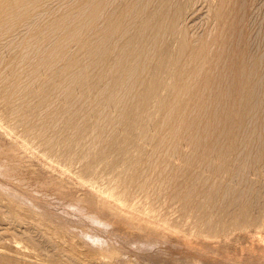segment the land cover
Listing matches in <instances>:
<instances>
[{"label":"rangeland","instance_id":"1","mask_svg":"<svg viewBox=\"0 0 264 264\" xmlns=\"http://www.w3.org/2000/svg\"><path fill=\"white\" fill-rule=\"evenodd\" d=\"M79 1L81 0H40L36 6H30V11L27 12L29 14L32 11L29 14L32 15L31 19L40 21L35 23L37 26H34V31L33 23L23 22L20 27L17 26L3 36L4 39L0 38V90L6 91L0 102V207L6 212L16 207V213L24 223L21 224V229L33 228V234L35 232V236H39L41 241L50 240L57 257L65 260L62 264L68 258L72 264H264V222L234 229L229 227L226 231L216 228V232L210 233L205 223L199 221L193 213L182 211L179 200L171 194L173 187L169 189L159 186V173L162 170L170 171L174 176L182 166L177 159L170 160L168 155L163 157L166 144L172 143L177 148V143L183 149H189V142L180 141L183 137L173 134L165 122L166 118H163L169 107H160L157 99L167 96L165 89L158 90L156 97L147 105L135 106L136 102L122 101L119 107L123 103H131L130 115L122 124L110 129L109 121H115L119 111L115 104L107 102L112 82H99L100 66L96 63L98 65L93 66L94 69L88 68L86 64L91 58L85 51L102 42L103 37L100 35L106 26L107 16L115 12L119 15L124 10L122 4L128 0H106V12L100 15H93L86 9L83 19L79 20L83 22L79 24L77 40L73 36L77 29L74 27L75 22L68 28L65 27L66 30L63 28V32H50L44 28L53 18L77 8ZM138 1L142 2H139L141 6L139 4L137 13L145 9L142 14H146L139 15L138 20L149 16V12L156 13V10L162 14L166 10L163 9L166 4L167 8L174 4L180 6L175 8L181 9L180 19L175 25L177 29L171 28V33H174L170 35L171 38L169 34H166L167 38L162 37V43L166 44L179 37L170 46L173 47V51L170 49L171 58H175L182 38L191 48L204 44V52L207 53L210 42L220 32L216 8L217 11L222 8L228 11L233 0ZM250 1L253 5L250 12L254 11L251 13L252 18L255 17L261 23V20L264 21V0ZM37 6L39 7L36 8ZM170 7L169 10L172 11L173 7ZM23 10L24 8L22 12ZM138 22L140 21L131 20L128 24L137 25ZM135 24L129 28L131 31L128 35L131 36L134 32L132 28ZM29 28L34 33H30ZM106 28L107 26L104 30ZM150 30L139 41L141 46L138 44L137 53L138 49L147 45L152 35L155 36L153 29ZM115 32L120 34L118 29ZM66 36L74 37L75 40H69ZM48 37L53 38L48 40ZM126 39L127 37L120 38L117 45L121 47ZM89 42L91 43L88 44ZM48 50L58 52L50 60L53 61L50 62L51 65H44L40 58L50 55ZM151 52L146 53L147 56L142 54L145 58H150V64L153 63ZM137 53H134L133 56H136L133 59L140 64L141 52ZM171 58L168 72L179 66V60ZM71 59H75L77 64L69 66L72 69L69 68L68 71L66 67L72 63L69 62ZM112 61L113 58L109 62ZM86 66L87 83L79 86L72 83L73 76H77V72ZM153 71L151 69L150 72L153 74ZM148 78L149 75L134 74L133 78L126 81L132 80L130 84L134 87L133 91L138 93L141 90L140 81ZM161 79L166 80L167 75L161 76ZM90 83L93 87L89 89ZM192 91H189V96ZM8 104L10 105L7 107ZM6 108H13L12 113H3ZM24 108L34 111L33 115L27 113L22 116ZM67 120H72L70 124L73 128L87 123V131L78 139H73V131L66 129ZM43 128H47L46 133ZM92 129H99L102 135L97 138L94 132L91 133ZM49 140L52 145L46 144ZM68 143L69 148H66L64 144ZM173 150V154L169 153L172 156L176 155L175 149ZM155 159V162L160 161L159 166L154 164ZM142 173L153 174L150 181L146 182L148 198L137 194L132 184L135 177ZM4 174L8 176H3ZM262 185L264 187V178ZM159 189L161 193H158ZM262 202L264 203V197ZM86 215L95 217L103 225L92 223ZM209 215L207 220L214 222L213 210ZM0 223L4 224L0 225V230L7 227L6 221ZM37 223H42L43 228L39 226L37 229ZM7 248H0V264L40 262V258L32 259L22 250ZM71 262L67 261L66 264Z\"/></svg>","mask_w":264,"mask_h":264},{"label":"bare ground","instance_id":"2","mask_svg":"<svg viewBox=\"0 0 264 264\" xmlns=\"http://www.w3.org/2000/svg\"><path fill=\"white\" fill-rule=\"evenodd\" d=\"M39 1L40 0H0V38L2 39L10 30L12 32V29H16L17 26L20 27V23L23 22H25L24 24H27L26 22L29 24L33 23V30L34 26H37L35 23H39L40 21L31 19L32 15L30 16L29 14L32 11L29 14L27 12L30 11V6H36ZM139 2L138 0H128L122 4L124 10L121 8L123 11H120L119 15L115 12L107 16V28L104 30L105 26L100 35L103 37L101 40L102 42L98 43L92 49L86 48L85 51L91 58L88 64H86L89 66L88 68L94 69L98 64L100 66V74L98 76L99 82H107L109 80L112 82V89L109 93L110 98L107 97L108 101L107 98L106 101L115 104L114 106H116L119 111H117L115 121H109V125L111 124L110 129L122 124L123 120L127 119L130 115L129 113L131 111L129 108L131 107V103H125V105L123 103V105L119 107L122 101L136 102L134 103L135 106L139 104L147 105L156 97L158 90L165 89L167 96L162 99H157L160 107H164L165 105L169 107L168 113L166 112L168 115L166 114L162 117L166 118L165 122L169 125L168 128L172 130L173 134L177 133V137H183L180 141L189 142V149L185 150L177 143V148H175L172 143L166 144V151L163 150V157L168 155L170 160L177 159L182 166L177 169L174 176L171 175L170 171L162 170L159 173V186L169 187V189L173 187L174 191L171 192V194L179 200L182 211L184 213H193L199 221L205 223L204 225H206V229H208L210 233L216 232V228L221 231H226L229 227L234 229L244 225L251 226L263 223L264 21L260 19L261 23H258L255 17L252 18L251 13L253 14L254 11L252 10L253 12H250L251 9H253L252 3H249L251 2L250 0H233L228 11H226L227 9L225 10V8L217 11L216 8V19L217 23H219L217 24L219 26L218 32H220L217 38L210 42V47H206L207 53L204 52V44L196 48H191L188 46L186 40L182 38V42L177 46L180 54L178 53V56L171 58L170 51H173V47H171L172 49L170 48L171 43L174 44V40L176 42L179 37L178 39L173 38V41L169 40L168 44L162 43V37L167 38L168 34L170 36L173 33H171V28H176L175 25H177L178 19H180L181 9L175 8L176 6H180L177 4L176 6L175 4L174 6L170 5L173 7L171 11L169 10L171 7L169 6L170 8H167V4H164L166 8L164 7L163 9L166 10L163 11L162 14L160 11V13H157L156 10V14L155 11L151 10L153 14L148 11L150 15H147L149 16L143 17L144 19L141 18L143 20H138L140 19L138 18L139 15H146L142 14L143 12L145 13L144 8H142V10L144 9L143 12L137 13L139 4L142 1ZM38 7L39 6L36 8ZM22 8H24L23 12ZM86 9H88L90 13H93V15L96 13L100 15L106 9V0H84V2L81 0L77 3V8L69 13L66 12L67 14L65 15L53 18L52 21L45 24L46 27L44 28L46 30L49 29L50 32H63L66 30L65 27L68 28L72 22H75L76 26L74 27L77 29L74 28L76 31H74L75 35L73 34V36H75L77 40L78 37L76 36L79 26L83 22V20L82 22L79 20L80 18L83 19L82 15L85 13ZM125 12L126 14H123ZM262 15L264 19V12ZM131 20L140 22H138L137 25L134 23L135 26L132 28L134 32L130 36L128 35L131 31H129V28L134 25L133 23L132 25L128 24ZM38 26L40 25L38 24ZM117 29L120 31V34L119 32H115ZM150 29H153L152 31L155 32V36L152 35L147 45L141 48V50L138 49L137 53L136 48H138L139 41H142L141 39L147 36L148 30ZM28 30L30 33H34V30H30V28ZM174 30L175 29H173V31ZM17 33L19 34V32ZM66 37L69 38V36ZM123 37H127V39L124 40L125 42L119 47L117 45L118 40ZM148 37L150 38L151 36ZM169 38H171V36ZM49 39L48 37V40ZM71 39L73 40L74 37L69 38V40ZM17 40H19V38ZM17 40L16 43L18 44L19 42H17ZM143 42L141 43L143 44ZM51 48L53 49L52 46ZM149 49L152 52L154 51V53L151 52L150 54V56L153 57L152 64H150V58L147 59L142 56V54L147 56L146 53H148L147 51H149ZM52 51H54V49ZM52 51L48 50V52L52 54L50 53V55H45V57L40 58L42 64L49 65L50 62H53L50 60L54 58L53 55L57 50L54 53ZM134 53H137V55L139 53L141 54L142 60L136 57V59H140V64L134 61L133 58L136 56H133ZM174 53H176V51ZM66 58L68 59V57ZM112 58L114 61L109 62ZM170 58L179 60L177 61L179 66L176 64L177 67H173L174 69L168 72V63L172 62V60L169 62ZM147 60L149 61L148 63ZM71 61L72 63L68 65V68L66 67L68 71L72 69L69 66L75 64V59H71L69 62ZM89 63L91 64L89 65ZM81 64L83 63L81 62ZM86 68L87 66L82 67V70L80 69L81 71L79 70L77 72V76L74 75V77L72 75L74 81L72 83L78 86L87 83L88 73H85L87 72ZM151 69L154 72L153 74L150 72ZM134 74L140 76L144 74L147 76L149 75L148 79L142 80L140 83L137 82L140 84L139 86H141V90H139L138 93L133 91L134 87L130 84L132 80H130V82L126 81L129 78H133ZM163 75H167L166 80L161 79ZM126 76L128 77L125 78ZM151 77L152 79H150ZM62 83L64 84V82ZM72 83L71 85H73ZM91 83L88 86L89 89L93 87ZM95 87L96 86H94V88ZM168 88L169 90H167ZM191 89H193V91ZM132 91L134 92L133 95ZM185 91H187V94ZM189 91H192V94H190L191 96L188 94ZM5 93L6 91L3 92V90H0V102ZM116 93H118L117 95L119 97L116 96ZM9 105L10 104H8L7 107ZM24 107L27 106L25 105ZM188 108H190V110H187ZM12 110L13 108H6L3 110V113L8 114ZM24 111L25 113H23ZM24 111H21L22 116H25L27 113L32 116L34 112L30 111L28 108H24ZM72 120H67L68 124H66V129H71L73 131V139H78L84 131H87L88 125L84 123L82 126H78L79 128H73L70 124ZM48 127L49 126H47V128ZM47 128H43L45 133ZM99 129H92L91 131V133L94 132L97 135L94 134L97 138L102 135ZM41 133H43V131ZM51 140L47 141L46 144L52 145L50 144ZM64 146L69 148V143L64 144ZM173 149L176 151V155L174 156L169 154H173ZM156 159L154 160V164L159 166L160 161L155 162ZM6 175L7 174H4L3 176ZM152 177V173H142L135 177L132 184L137 194L142 195L144 198H148L146 182H149ZM162 184H167V186ZM159 192L161 193L162 191L159 189L158 193ZM15 208L13 209L12 207L13 210H8V212H6L7 210L5 211L4 208L2 209L0 207V222H7L5 225L7 227L0 230V248L5 249L6 247H14L18 251L22 250L28 257H32V259L35 258L36 260L40 258V262L44 264H62L65 260L62 261L57 257L58 255L55 253L50 240L47 241L45 239V241H41L39 236H35V232L33 234V228L21 229L23 221H21L18 212L16 213L17 208ZM211 210H213V217H215L214 222L207 220V216L210 214ZM86 218L99 226L103 225V222L98 221L93 216L86 215ZM0 225L2 226L4 224L0 223ZM30 225L29 227H31ZM35 226L37 229L39 226L43 228L42 223H37ZM67 261L71 262L69 258Z\"/></svg>","mask_w":264,"mask_h":264}]
</instances>
